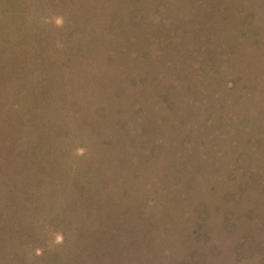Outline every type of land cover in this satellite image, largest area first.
<instances>
[{
	"label": "trees",
	"instance_id": "16d2710c",
	"mask_svg": "<svg viewBox=\"0 0 264 264\" xmlns=\"http://www.w3.org/2000/svg\"><path fill=\"white\" fill-rule=\"evenodd\" d=\"M213 1L164 31L122 1L49 61L0 23V264H264V7Z\"/></svg>",
	"mask_w": 264,
	"mask_h": 264
},
{
	"label": "rangeland",
	"instance_id": "374dc122",
	"mask_svg": "<svg viewBox=\"0 0 264 264\" xmlns=\"http://www.w3.org/2000/svg\"><path fill=\"white\" fill-rule=\"evenodd\" d=\"M122 1L125 2V0H0V7H4L0 8V23H2L6 19H9L10 15H15L16 19L19 20L17 21V26L13 27L16 30L17 34H12V38L19 36L20 39L34 43L33 48L39 49L41 59L49 61V50L54 51V48L57 45H63L62 47H67L68 44L70 55L78 51V49H75V45L79 46L81 44V41L83 40L82 37H90L94 32L92 31L93 29L90 30L86 26L89 20L88 17H94V14L98 13V16H104L107 24H110L111 20H115L117 15L122 14L123 9L120 10L119 8H117L119 4H122ZM191 3L192 0H143V3L140 4V7H147V9L151 12L150 15H152V18L148 16L149 19H147L146 13L144 15L145 22H147L146 24H148L147 27L149 28L150 25L154 27V25L157 24V26H159L160 29L164 31V28H166V26L168 25L176 26L180 23H185V13L188 14L189 12H192ZM238 4H240L241 7H244L245 9H250L253 7L258 8L264 7V0H214L211 4V7H214V9L217 10L219 9L220 11L219 14H213V16L219 15V19H222L221 21H217L219 25L221 22L222 24H224L225 21L227 22V20L224 19V15H227V17H231V15H234L236 13V6H238ZM13 11L15 12V14ZM169 14L171 15L173 20L168 19ZM157 16L158 18H156ZM127 20L128 17L125 18L124 22H127ZM124 22L122 21V24H124L123 26H127V24ZM213 22H215V20H213ZM138 27L140 26H136V29L134 28L135 32L137 30L146 32L147 30L138 29ZM120 28L121 25L119 24L118 30H120ZM27 32H30V34H27ZM103 32V29L100 28L99 30H97L96 35H101ZM208 32L210 33V31ZM143 35L139 36L137 33H135V37L133 36L132 39L136 41ZM164 38H166L165 34ZM110 41L111 40H109L108 42ZM156 42H158V40ZM262 42L264 43V37ZM163 46L164 43L160 44V49ZM79 87L75 89L72 88L73 91L70 90V94L73 93V99L71 100V102L81 101L82 94L78 90L82 91V89H79ZM263 88L264 75L257 85V90L253 93L254 98L258 102L262 101L260 92ZM42 107L45 108L44 105H42ZM85 110L84 113L90 111L91 109L86 107ZM256 116H258V113ZM84 122V119L79 118L74 119L73 121L65 120L62 123L60 122L58 125H54L53 123H51L48 124L47 133L48 135H50V138H54L60 136L62 132L65 131L64 129L69 128V130H76L77 126ZM99 123H103V120L100 121L96 119L94 123L89 120L86 122V125L97 126V124L99 125ZM82 147L83 146H80L78 149V152L80 154L84 150ZM225 178L226 177H224V180ZM228 181L223 182L227 186H225V189L237 188L240 183L239 181L237 182V179L234 178ZM22 214L23 213H21L18 217L22 219V221L18 220L20 222L33 223V221L35 220V218H29L30 213H28L27 215V213L24 212V216ZM8 222L13 221L9 219ZM56 238L57 241H60L62 237L60 235H57ZM20 248L23 249L24 247Z\"/></svg>",
	"mask_w": 264,
	"mask_h": 264
}]
</instances>
